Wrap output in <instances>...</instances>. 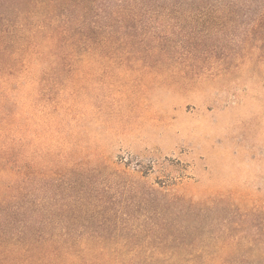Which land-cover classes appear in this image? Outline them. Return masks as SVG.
I'll return each mask as SVG.
<instances>
[{
    "label": "rangeland",
    "instance_id": "374dc122",
    "mask_svg": "<svg viewBox=\"0 0 264 264\" xmlns=\"http://www.w3.org/2000/svg\"><path fill=\"white\" fill-rule=\"evenodd\" d=\"M132 7L137 15L93 34L92 57L85 47L77 66H47L43 102H20L28 159L53 174L73 144L68 127L48 123L49 89H63L85 170L36 175V199L44 188L52 223L70 228L71 241L146 244L157 234H131L167 213L176 241L164 257L177 264H264V57L257 36L246 39L252 19L199 1ZM41 74L25 73L20 94L34 96Z\"/></svg>",
    "mask_w": 264,
    "mask_h": 264
},
{
    "label": "trees",
    "instance_id": "16d2710c",
    "mask_svg": "<svg viewBox=\"0 0 264 264\" xmlns=\"http://www.w3.org/2000/svg\"><path fill=\"white\" fill-rule=\"evenodd\" d=\"M198 1L217 6L212 11L218 15L249 16L252 20L245 29L246 39L250 41L257 36L264 57V0H0V264H177L172 258L164 257L168 241H176L167 213L159 214L154 230H134L131 234V238L142 233L157 234L158 239L146 244L132 240L110 244L67 239L70 228L60 225V221L52 223L49 214L53 212L48 208L51 198L47 203L45 189L40 188L43 195L37 200L33 180L36 175L42 181L54 178L49 175L58 178L71 173L85 175L75 143L76 124L73 119L66 121L68 102L64 97L61 102L58 95L63 89H54V85L49 89L53 96L46 99V104L47 113H55L56 118L48 123L56 131L68 127L62 134L73 144L69 152L59 154L55 163V167H59L57 171L49 169L53 174H48L46 169L37 172L28 159V151L23 148L30 146L25 137L29 126L22 122L20 102L23 100L28 110L43 102L48 91L44 84L47 66L75 67L82 61L85 47L92 57L93 34L102 28L106 32L111 30L114 25L108 23L109 20L137 15L139 11L133 5ZM116 41L105 42L109 45L131 42ZM36 70L42 72L38 79L32 77L33 83L38 84L37 93L21 95L25 73L30 76ZM70 163L73 165L67 166ZM95 170L89 168L87 173ZM61 193L58 188L59 200H63ZM58 209L60 213L56 216L61 218L65 207L61 203ZM148 249L151 253L145 256L125 254Z\"/></svg>",
    "mask_w": 264,
    "mask_h": 264
}]
</instances>
